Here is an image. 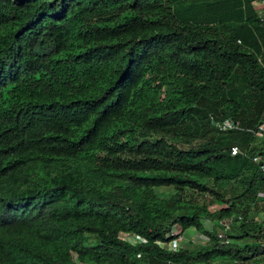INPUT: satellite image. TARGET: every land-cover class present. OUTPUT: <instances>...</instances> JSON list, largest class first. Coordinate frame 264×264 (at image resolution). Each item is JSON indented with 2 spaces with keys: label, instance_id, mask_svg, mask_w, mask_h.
Returning <instances> with one entry per match:
<instances>
[{
  "label": "trees",
  "instance_id": "trees-1",
  "mask_svg": "<svg viewBox=\"0 0 264 264\" xmlns=\"http://www.w3.org/2000/svg\"><path fill=\"white\" fill-rule=\"evenodd\" d=\"M254 1L0 0V264H264ZM173 225L208 241L169 250Z\"/></svg>",
  "mask_w": 264,
  "mask_h": 264
},
{
  "label": "rangeland",
  "instance_id": "rangeland-1",
  "mask_svg": "<svg viewBox=\"0 0 264 264\" xmlns=\"http://www.w3.org/2000/svg\"><path fill=\"white\" fill-rule=\"evenodd\" d=\"M259 2L263 5L261 6H258L257 4H259ZM254 5L258 10H261V11H264V0H256L254 1ZM264 145V134L258 138L253 146V148L251 149L252 152H255V151H259L260 147ZM215 168H218V165H215ZM211 183H216L214 180V177L213 176H208L207 178ZM218 181H221V180H218ZM221 182H219L218 186H220L222 189H225L226 191H229L228 189L234 185L233 182L231 183H225V184H220ZM157 192L162 196V197H168L172 194V189L169 188V187H161V188H158L157 189ZM187 196L192 198V199H195L198 203H201V204H212V200L213 198L211 197L210 194H201L197 191H192V190H187ZM237 210H238V213L241 212V208L237 207ZM248 218L250 219H264V210L260 211V212H251L249 215H248ZM223 221H226V222H230V234H233L235 232L238 231L239 227H238V223L235 222L232 218L230 219H225ZM201 223L203 225V228L207 231H210L213 227V222L207 218H202L201 219ZM123 239L131 242V243H137L138 241H140V239L135 236V235H132V234H128V233H124L121 235ZM187 239L189 240V243L191 244H194V245H187L188 243H186L185 240L181 241L180 242V246L182 247H189L191 249H194L196 248V246H200V245H203L204 242L206 241V236H204L203 234H200L196 231H194L193 229H191L190 231V234L187 236ZM74 259H75V255H74ZM264 262V259L262 260H259L257 261V263H262Z\"/></svg>",
  "mask_w": 264,
  "mask_h": 264
},
{
  "label": "built area",
  "instance_id": "built-area-1",
  "mask_svg": "<svg viewBox=\"0 0 264 264\" xmlns=\"http://www.w3.org/2000/svg\"><path fill=\"white\" fill-rule=\"evenodd\" d=\"M258 6H261L257 4ZM238 43H240V40H238ZM210 124L216 128L218 131H228L234 128H237L236 123L231 119V118H225L223 120H217L213 116L210 117ZM264 134V119L260 122V124L257 126V129L254 131V135L257 138H260ZM230 154L232 156L235 155H244L246 156L247 153L244 152L239 146L237 145H232L230 147ZM252 156V161L260 166L262 170H264V160L262 159L263 157L259 153H255ZM210 208L214 210L217 208V205H211ZM240 218V217H239ZM221 224L223 226V230L217 234V237L223 242L225 241V232L229 229L230 222L226 221H221ZM169 236L172 237L167 242H162L161 245L165 246L169 250H177L179 248L180 242L182 240H186L185 236L183 235V231L181 230L180 226L178 225H173L171 226L169 230ZM208 239L204 243H206Z\"/></svg>",
  "mask_w": 264,
  "mask_h": 264
},
{
  "label": "crops",
  "instance_id": "crops-1",
  "mask_svg": "<svg viewBox=\"0 0 264 264\" xmlns=\"http://www.w3.org/2000/svg\"><path fill=\"white\" fill-rule=\"evenodd\" d=\"M258 14L264 19V11L258 10ZM190 231L191 229L183 231V235L185 236V239H187V236L190 234Z\"/></svg>",
  "mask_w": 264,
  "mask_h": 264
}]
</instances>
